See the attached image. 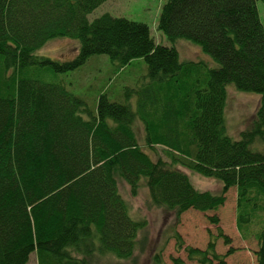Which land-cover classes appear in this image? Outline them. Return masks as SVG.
<instances>
[{
    "label": "trees",
    "instance_id": "trees-1",
    "mask_svg": "<svg viewBox=\"0 0 264 264\" xmlns=\"http://www.w3.org/2000/svg\"><path fill=\"white\" fill-rule=\"evenodd\" d=\"M105 1L0 0V264H28L33 252L38 264L131 258L147 224L131 216L120 180L133 194L144 183L151 202L177 216L217 210L235 186L237 226L256 237V264H264L259 0H166L158 28L170 46L157 44L144 22L109 13L89 21ZM59 37L80 41L74 58L34 53ZM179 38L195 42L218 65L211 67L209 58L181 59ZM94 54H107L120 67L139 58L147 63L150 82L139 89L136 109L102 93L93 111L64 81H44L28 71L36 66L68 73ZM229 84L261 95L252 124L236 139L227 133L224 114ZM137 119L145 145L161 146L166 159L144 149ZM260 143L263 149L255 148ZM179 166L220 180V193L197 189ZM209 219L219 222L217 215ZM220 235L230 244L222 230ZM175 237L180 241V233ZM185 249L200 264H225L234 251L217 253L213 239L205 249ZM172 261L185 264L181 257Z\"/></svg>",
    "mask_w": 264,
    "mask_h": 264
},
{
    "label": "rangeland",
    "instance_id": "rangeland-1",
    "mask_svg": "<svg viewBox=\"0 0 264 264\" xmlns=\"http://www.w3.org/2000/svg\"><path fill=\"white\" fill-rule=\"evenodd\" d=\"M166 0H106L88 14V20L93 21L104 13L116 17H126L146 23L151 36L157 44L172 45L168 37L158 28V20ZM258 10L264 22V0L257 2ZM181 59L209 58L211 67L218 63L205 54L195 42L179 38L175 44ZM80 49V41L70 37H59L49 40L34 53L38 56L67 60L74 58ZM34 78L48 82L64 81L67 89L80 97L93 111L97 109L99 97L105 93L109 100L128 103L136 109L139 101V89L148 87L147 63L139 58L131 64L120 67L107 54H94L80 67L68 73H55L49 69L32 66L28 69ZM40 72V73H39ZM35 73V74H33ZM135 90V91H134ZM225 120L227 133L233 138H240L241 132L253 122L260 104L261 95L238 89L234 84L227 86ZM4 91L0 92V94ZM139 140L144 149L156 159L159 154L164 157L161 146L152 150L145 145L144 125L141 120L135 121ZM255 148L263 149L260 143ZM201 191L220 193L223 183L215 178L205 177L188 168L179 166ZM120 192L125 199L131 216L135 219H145L146 227L140 231L137 247L129 259H120L109 255L99 258L98 264H172V258L181 257L185 264H200L197 260L188 258L186 246L205 249L211 239L215 240L216 251L225 254L232 246L234 251L225 257V264H256L258 240L253 235H245L237 226V189L232 186L226 192V201L217 210L198 211L188 209L179 216L175 212L154 205L151 202L148 188L141 183L137 194H133L129 185L119 181ZM264 216V210L260 211ZM217 215L218 223H213L209 216ZM260 216L261 220L264 217ZM258 221L251 227L259 228ZM220 230L230 239L225 242ZM180 233V241L175 237ZM28 264H38L36 253L30 256Z\"/></svg>",
    "mask_w": 264,
    "mask_h": 264
}]
</instances>
